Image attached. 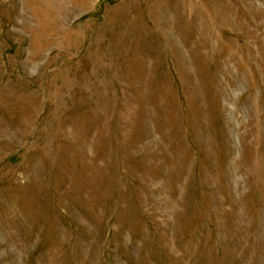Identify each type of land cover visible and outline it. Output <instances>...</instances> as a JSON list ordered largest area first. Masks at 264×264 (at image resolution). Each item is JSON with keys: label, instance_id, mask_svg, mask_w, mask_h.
I'll return each mask as SVG.
<instances>
[{"label": "rangeland", "instance_id": "1", "mask_svg": "<svg viewBox=\"0 0 264 264\" xmlns=\"http://www.w3.org/2000/svg\"><path fill=\"white\" fill-rule=\"evenodd\" d=\"M0 264H264V0H0Z\"/></svg>", "mask_w": 264, "mask_h": 264}]
</instances>
